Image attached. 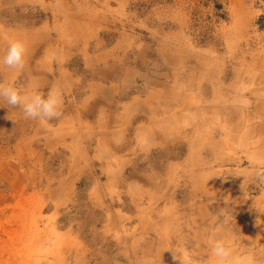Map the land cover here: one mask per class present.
<instances>
[{"label": "rangeland", "instance_id": "374dc122", "mask_svg": "<svg viewBox=\"0 0 264 264\" xmlns=\"http://www.w3.org/2000/svg\"><path fill=\"white\" fill-rule=\"evenodd\" d=\"M12 39L35 52L0 85L62 104L41 121L0 97V264H204L214 233L264 264V0H0V56Z\"/></svg>", "mask_w": 264, "mask_h": 264}, {"label": "clouds", "instance_id": "9594fccd", "mask_svg": "<svg viewBox=\"0 0 264 264\" xmlns=\"http://www.w3.org/2000/svg\"><path fill=\"white\" fill-rule=\"evenodd\" d=\"M26 45L22 40L12 39L6 52L0 56V64L19 71L25 64ZM0 97L9 105H19L25 116L46 121L59 115L62 104V93L50 89L47 94L33 88L21 91L13 85H0ZM208 256L204 264H256L255 257L248 254H237L234 234H212L207 239ZM180 264H193V255L187 248L176 250Z\"/></svg>", "mask_w": 264, "mask_h": 264}, {"label": "crops", "instance_id": "0c3cea01", "mask_svg": "<svg viewBox=\"0 0 264 264\" xmlns=\"http://www.w3.org/2000/svg\"><path fill=\"white\" fill-rule=\"evenodd\" d=\"M91 257L90 254L88 256L86 253H79L76 257L71 254L66 264H136L139 261V264L141 262L142 264L144 262V264H153L154 262L150 257L135 255V253L131 255V251L118 248L96 249L93 251V255L91 254ZM135 258H138V261Z\"/></svg>", "mask_w": 264, "mask_h": 264}, {"label": "bare ground", "instance_id": "6f19581e", "mask_svg": "<svg viewBox=\"0 0 264 264\" xmlns=\"http://www.w3.org/2000/svg\"><path fill=\"white\" fill-rule=\"evenodd\" d=\"M64 5V4H63ZM57 6V5H56ZM61 6V5H60ZM64 12V11H63ZM68 13H69V11H68ZM65 15H66V12H65ZM60 18H62V17H60ZM64 18V17H63ZM68 20H69V17H68ZM62 21H64V20H62ZM59 24V23H58ZM68 29V28H67ZM34 52H35V48H34V46H31V45H26V57L27 58H29V57H32L33 55H34ZM43 64V63H42ZM44 65V64H43ZM36 69V68H35ZM30 70H34V67H32V69L30 68ZM70 75V74H69ZM59 81H58V84H59V82H62L61 84V86H62V88L63 87H65V86H67V88H68V85H69V83H70V81H71V78L68 76V74H67V72H63V71H60L59 72ZM58 80V79H57ZM54 85V84H53ZM69 88H70V86H69ZM69 90V89H68ZM134 107V106H133ZM137 108V107H136ZM129 109V108H128ZM146 112V111H145ZM104 113V112H103ZM147 114V113H146ZM76 115L78 116V117H80V112L79 111H76ZM130 115V114H129ZM75 116V115H74ZM68 120H70V119H68ZM139 125H141V124H139ZM45 126V128L47 127L48 128V125H44ZM110 126V122H107L106 123V125H105V130L108 128ZM60 127V126H59ZM59 129V128H58ZM60 131V130H59ZM52 132V131H51ZM56 132V131H55ZM120 133V132H119ZM63 135H64V133H62ZM77 134V132L75 131L74 133H73V135H76ZM118 134V133H117ZM78 135V134H77ZM120 136V135H119ZM78 137V136H77ZM102 137V136H101ZM146 137V136H145ZM142 138V137H141ZM147 138V137H146ZM145 138V139H146ZM61 139V138H60ZM100 140L98 141V143H97V146H98V149H99V151L101 152V153H103V155H105V150H106V146H105V144H104V141H105V139H103V138H99ZM197 139V138H196ZM195 139V140H196ZM59 140V139H58ZM118 142V141H117ZM264 146V145H263ZM105 147V148H104ZM71 148V147H70ZM79 149H80V144L78 143V141H76L75 142V150L76 151H79ZM73 150V149H72ZM217 150V149H216ZM108 151V150H107ZM219 151H220V149H219ZM112 153V152H111ZM114 156H116V155H114ZM101 157V156H100ZM84 158V157H83ZM116 158V157H115ZM112 160V159H111ZM237 170V169H236ZM74 172H72V174L65 180V181H63L62 182V184H61V187H60V189H59V191H58V194H60L61 192H62V195L60 196V198H62V200H65V197L66 196H68V194L69 193H71L72 192V190H73V184H74ZM133 185V183L131 184V186ZM132 188L133 189H135V190H139L141 187L138 185V184H136V182H134V185L132 186ZM34 193H30L29 195H27V198H25V199H27V200H29L30 199V197L33 195ZM169 217V216H168ZM170 222V221H169ZM168 227V226H167ZM169 227H170V225H169ZM62 241V240H61Z\"/></svg>", "mask_w": 264, "mask_h": 264}]
</instances>
